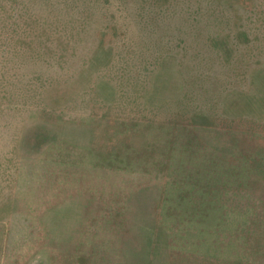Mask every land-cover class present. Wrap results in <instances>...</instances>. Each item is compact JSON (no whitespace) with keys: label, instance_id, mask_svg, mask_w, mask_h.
<instances>
[{"label":"rangeland","instance_id":"374dc122","mask_svg":"<svg viewBox=\"0 0 264 264\" xmlns=\"http://www.w3.org/2000/svg\"><path fill=\"white\" fill-rule=\"evenodd\" d=\"M0 264H264V0H0Z\"/></svg>","mask_w":264,"mask_h":264}]
</instances>
